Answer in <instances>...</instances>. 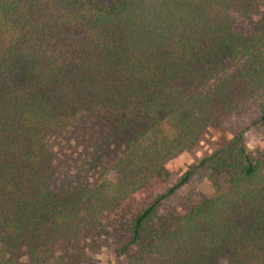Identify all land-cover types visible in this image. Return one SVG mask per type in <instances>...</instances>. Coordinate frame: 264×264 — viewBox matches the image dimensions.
<instances>
[{"label": "trees", "instance_id": "16d2710c", "mask_svg": "<svg viewBox=\"0 0 264 264\" xmlns=\"http://www.w3.org/2000/svg\"><path fill=\"white\" fill-rule=\"evenodd\" d=\"M257 5L0 0V264L18 246L31 264H76L98 233L111 235L128 264H216L220 255L264 264V150L255 156L241 131L219 138L171 185L152 187L166 179L167 159L224 118L254 111L264 126V8L251 36L231 14L247 21ZM181 80L202 88L188 93ZM94 109L126 151L111 201H129L115 210L93 208L97 190L51 188L46 137ZM195 168L223 172L225 187L185 212H159Z\"/></svg>", "mask_w": 264, "mask_h": 264}, {"label": "rangeland", "instance_id": "374dc122", "mask_svg": "<svg viewBox=\"0 0 264 264\" xmlns=\"http://www.w3.org/2000/svg\"><path fill=\"white\" fill-rule=\"evenodd\" d=\"M263 8L264 0H258L257 7L247 21L240 18L235 11H231L234 27L243 30L246 36L256 34L255 22L259 18V11ZM248 54L246 53L247 61H251L250 55L253 54V50H248ZM199 87L202 88V84L195 80L192 82L181 80L179 83V88H187L188 93L197 94ZM101 113L100 109L79 112L60 133L46 137L54 168L51 188L73 189L82 186L97 190V196L91 203L93 208L115 210L129 201L128 195L118 203L111 201L112 196L121 192L119 183L116 187L113 184L118 182L115 180L116 177H123L121 174L124 173L119 169L121 167L119 159L123 158L126 151L120 139L102 119ZM255 116L254 111L230 115L217 125L209 127L197 146L181 151L164 162L166 179L155 181L152 184L153 191H161L174 183L180 174L196 164L201 155L209 152L219 138L230 137L238 131L243 133L248 148L255 156H259L264 150V126L256 123ZM225 185L226 175L223 172L209 168H195L189 181L181 186L174 196L164 201L158 211L185 212L198 200L200 194L214 197ZM140 194L142 195L143 191H137L133 197L136 198ZM110 238L111 235L108 233L94 235L93 245L88 249L84 248L88 257L79 258L76 264H128L124 254L117 256L113 251L114 245L110 244ZM54 254H58L57 246L54 248ZM6 257L11 264H31L30 253L24 246H18L12 252H8ZM216 264H228L226 257L220 255L216 259Z\"/></svg>", "mask_w": 264, "mask_h": 264}]
</instances>
